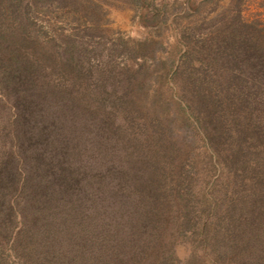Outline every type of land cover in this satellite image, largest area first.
<instances>
[{
	"label": "rangeland",
	"instance_id": "obj_1",
	"mask_svg": "<svg viewBox=\"0 0 264 264\" xmlns=\"http://www.w3.org/2000/svg\"><path fill=\"white\" fill-rule=\"evenodd\" d=\"M0 264H264V0H0Z\"/></svg>",
	"mask_w": 264,
	"mask_h": 264
}]
</instances>
